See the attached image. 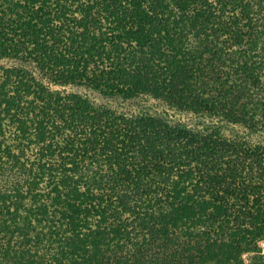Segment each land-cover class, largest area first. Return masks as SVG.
I'll use <instances>...</instances> for the list:
<instances>
[{
    "label": "trees",
    "instance_id": "16d2710c",
    "mask_svg": "<svg viewBox=\"0 0 264 264\" xmlns=\"http://www.w3.org/2000/svg\"><path fill=\"white\" fill-rule=\"evenodd\" d=\"M264 0H0V264H264Z\"/></svg>",
    "mask_w": 264,
    "mask_h": 264
},
{
    "label": "rangeland",
    "instance_id": "374dc122",
    "mask_svg": "<svg viewBox=\"0 0 264 264\" xmlns=\"http://www.w3.org/2000/svg\"><path fill=\"white\" fill-rule=\"evenodd\" d=\"M66 89L82 93L98 104H104L117 111L126 113H154L161 114L173 121L183 122L197 130H208L213 126H220L227 137L264 142V132L250 131L241 124H234L207 114H193L172 109L165 102L152 97H140L133 100L105 97L84 86H68ZM264 246V244L262 243Z\"/></svg>",
    "mask_w": 264,
    "mask_h": 264
}]
</instances>
